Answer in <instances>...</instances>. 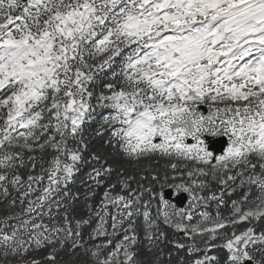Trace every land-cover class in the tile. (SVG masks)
Here are the masks:
<instances>
[{"label":"snow or ice","instance_id":"obj_1","mask_svg":"<svg viewBox=\"0 0 264 264\" xmlns=\"http://www.w3.org/2000/svg\"><path fill=\"white\" fill-rule=\"evenodd\" d=\"M0 264H264V0H0Z\"/></svg>","mask_w":264,"mask_h":264}]
</instances>
